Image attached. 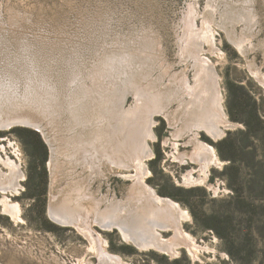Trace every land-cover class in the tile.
Instances as JSON below:
<instances>
[{
  "label": "bare ground",
  "instance_id": "bare-ground-1",
  "mask_svg": "<svg viewBox=\"0 0 264 264\" xmlns=\"http://www.w3.org/2000/svg\"><path fill=\"white\" fill-rule=\"evenodd\" d=\"M196 1L189 3L179 43L181 61L187 62V68L176 72H171L173 64L161 60L162 44L154 30L144 29L137 43L132 41L134 37H124L128 41L126 48L117 45L105 51L103 61L109 60L111 50L127 52L120 59L126 62L125 69L113 70V61L102 64L101 60V64L93 66L39 64L31 58L25 64H8L7 58L16 56L10 46L24 50V56L29 55L31 46L26 35L16 28L0 29V52L4 54L0 94H9L8 101L0 100V131L12 130L7 128L18 121L39 128L48 142L51 185L47 216L60 226L78 231L98 256L97 263L79 259L77 264H133L111 252L108 241L95 226L103 231H118L126 243L140 251L154 250L176 257L180 248L186 247L197 257L201 250L184 226L192 219L189 211L147 182L151 173L148 160L155 155L151 142L158 140L155 116H165L172 128L166 142L173 145V159L195 165L183 175L181 184L209 185L211 170L222 168L224 161L202 135L218 141L238 125L225 108L220 74L207 54L223 53L216 26L227 32L248 60L254 49L264 50V39L258 43L254 40L260 33L255 0H208L204 12L197 9ZM12 19L19 28L20 16L13 14ZM191 58L193 80L188 75ZM249 66L264 87L262 68L253 60H249ZM158 68L161 74L154 76ZM17 82L23 83L18 91L13 85ZM131 92L134 101L126 107L121 100L125 101ZM23 97L25 102L20 101ZM11 114L13 117H9ZM12 145L11 140L9 145L0 144V213L24 222L21 206L13 198L24 190L26 174L19 161L7 153ZM180 146L192 149L182 151ZM13 148L20 158L19 148ZM116 167L126 170L119 174L133 181L127 195L120 199L110 193L99 195L100 188L93 189V181L108 176ZM62 179H68L67 184L55 192V184ZM164 232L172 235L165 236Z\"/></svg>",
  "mask_w": 264,
  "mask_h": 264
},
{
  "label": "rangeland",
  "instance_id": "rangeland-1",
  "mask_svg": "<svg viewBox=\"0 0 264 264\" xmlns=\"http://www.w3.org/2000/svg\"><path fill=\"white\" fill-rule=\"evenodd\" d=\"M192 1L196 0H0V29L16 28L26 35L31 46L30 56L10 46L12 55L16 56L6 61L25 64L31 58L39 64L98 65L105 51L117 45L126 48L128 41L124 37H134L132 41L137 43V36L148 29L154 30L161 40L164 64H173L171 72L181 71L187 68V62L181 61L179 43ZM196 2L197 9L204 12L208 0ZM254 5L260 20V33L254 39L258 43L259 39H264V0H255ZM13 14L20 16L19 28L12 19ZM198 23L202 24L201 17ZM240 27L237 28L241 33ZM216 29L223 53L207 54L220 74L225 108L230 118L238 123L218 141L202 135L203 140L215 146L224 161L223 167L213 168L209 176L210 184L218 189L210 184L195 187L181 184L183 175L195 165L173 159V145L166 142L172 128L162 115L155 116L154 130L158 140L151 142L155 155L148 160L151 173L146 178L159 194L175 199L189 211L192 219L184 226L201 245V250L197 257L186 247L180 248L176 257L154 250L140 251L126 243L118 231H103L95 226L108 241V249L130 263L264 264V87L249 66V60H253L264 71V50L254 49L248 60L236 49L224 29L218 26ZM125 53V49L121 52L111 50L109 60L102 64L113 61V70L125 69L126 62L120 60L127 55ZM3 55L0 52V64H4ZM193 61L191 58L188 66L192 80ZM160 74L161 68H158L154 76ZM133 101L131 92L121 103L128 107ZM9 140L13 145L8 147L7 153L19 161L26 174L24 190L13 198L21 206L24 222L0 213V264H77L79 259L97 263L98 256L90 250L88 239L72 227L52 222L47 216L50 150L41 135L24 127L0 131V144L9 145ZM13 146L19 148L20 158ZM180 147L182 151L192 149L191 146ZM126 172L116 167L108 176L95 179L91 187L100 188L99 195L110 193L120 199L127 195L133 183L119 174ZM68 179L59 180L55 192L64 187ZM164 235L172 234L164 232Z\"/></svg>",
  "mask_w": 264,
  "mask_h": 264
},
{
  "label": "water",
  "instance_id": "water-1",
  "mask_svg": "<svg viewBox=\"0 0 264 264\" xmlns=\"http://www.w3.org/2000/svg\"><path fill=\"white\" fill-rule=\"evenodd\" d=\"M2 72H4V71H2ZM13 84V83H12ZM1 85H2V83H1ZM0 85V86H1ZM14 85V87H15V89H17V91H18V87H20V86H22L23 85V83L21 82H17V83H15V84H13ZM9 96V94L8 93H1L0 94V100L2 101V102H6V101H8L9 100V98H7ZM6 99H8V100H6ZM11 101V100H10ZM20 101H22V102H25L24 101V97L22 98V99H20ZM1 102V103H2ZM16 111H17V109H16ZM12 112H15V111H12ZM1 116L3 117L4 115L3 114H1ZM9 117H13V115L11 114V115H9ZM17 127H24V128H31V129H33L34 131H36V132H38L40 135H41V137H42V139L44 140V142L48 145V142L46 141V139L44 138V136H43V134H42V132H40V129L39 128H35V127H32V126H29V125H25V124H22L21 122H14L12 125H10L7 129H11V128H17ZM230 130V129H229ZM226 135H227V133H226ZM225 135V136H226ZM224 136V137H225ZM48 147H49V145H48Z\"/></svg>",
  "mask_w": 264,
  "mask_h": 264
},
{
  "label": "trees",
  "instance_id": "trees-1",
  "mask_svg": "<svg viewBox=\"0 0 264 264\" xmlns=\"http://www.w3.org/2000/svg\"><path fill=\"white\" fill-rule=\"evenodd\" d=\"M29 129H30V128H29ZM34 132H35V131H34ZM36 135H37V134H36ZM38 139H39L40 143L43 144V141L41 140V138L38 137Z\"/></svg>",
  "mask_w": 264,
  "mask_h": 264
}]
</instances>
